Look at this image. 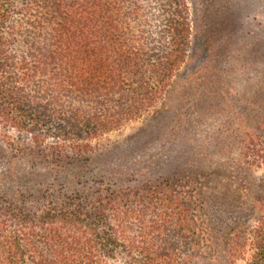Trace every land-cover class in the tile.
I'll return each instance as SVG.
<instances>
[{"label":"trees","instance_id":"trees-1","mask_svg":"<svg viewBox=\"0 0 264 264\" xmlns=\"http://www.w3.org/2000/svg\"><path fill=\"white\" fill-rule=\"evenodd\" d=\"M193 35L190 0H0V264H264V92L231 133L237 164L262 171L254 191L232 167L203 170L207 151L200 170L165 154L146 177L139 149L162 132L99 144L160 113Z\"/></svg>","mask_w":264,"mask_h":264},{"label":"rangeland","instance_id":"rangeland-1","mask_svg":"<svg viewBox=\"0 0 264 264\" xmlns=\"http://www.w3.org/2000/svg\"><path fill=\"white\" fill-rule=\"evenodd\" d=\"M190 3L194 20L192 47L186 62L173 77L169 91L159 103L160 113L156 115L157 112H151L124 129L109 133L99 144H121L124 141L141 143L145 138L151 139V136L162 132L159 138L152 140L151 145L139 149L138 157L149 160L136 165L133 163L135 168L144 171L146 177L151 175L154 166L159 167L156 158L165 154L181 157L188 154L193 158L185 165L188 171L200 170L196 165L203 157H195L196 151H207L199 155L207 156L203 160V170L232 167L233 173L238 176L234 178L235 184L243 180L254 191L258 188L262 171L247 170L237 164L238 152L237 148H231L234 136L231 133L234 124L244 123V120L252 123L260 116L261 107L257 104L250 106L247 97L251 95L255 98L256 93L263 95L264 92V84L261 83L264 61L258 59L261 53L260 38L264 32V0H190ZM205 76L215 77L216 81L223 80V93H219L215 86L205 84ZM219 98L222 104L219 108L222 110L213 106ZM210 106L213 108L209 110ZM246 108L248 116L245 114ZM152 117L155 118L147 121ZM14 133L28 139L24 133ZM176 142L178 148L168 149ZM201 176V181H195L193 185H205L204 189L200 191L198 188V191L200 196L209 198L211 187ZM205 222H210L208 215ZM215 224V228L210 226L207 230L211 237L206 246L209 250L208 247L217 250L223 247L221 235L224 224Z\"/></svg>","mask_w":264,"mask_h":264}]
</instances>
